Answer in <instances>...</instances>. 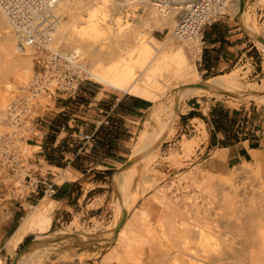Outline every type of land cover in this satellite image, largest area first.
<instances>
[{"label": "bare ground", "instance_id": "obj_1", "mask_svg": "<svg viewBox=\"0 0 264 264\" xmlns=\"http://www.w3.org/2000/svg\"><path fill=\"white\" fill-rule=\"evenodd\" d=\"M241 1L230 0L226 10L232 9L239 15V22L246 29L247 35L264 52V38H261L262 42L256 40L260 38L258 32L256 33L258 30L250 24L248 11H244L246 0L243 9L240 6ZM261 1L264 3V0ZM55 12L58 19L50 42L54 50L58 51L55 45L65 46L77 58L90 61L91 66L88 68L83 61H78L89 78L101 85L152 103L148 119L143 122L133 140L130 159L142 155L140 162L150 161L155 158L154 155H158L160 143L170 140L175 134L174 121L178 105L182 101L207 95L223 98L226 96L231 99L232 104L249 99L264 103V79L259 85H242L237 74L230 72L209 79L205 83L208 89L193 86L198 84L196 80L199 73L195 65L189 63L185 51L177 42L187 44L190 48L195 46L194 51L192 50L194 57L199 56L200 44L193 38L190 41H181L175 37L173 30L179 18L176 13L159 14L146 0H58ZM65 14L70 17L68 21L63 19ZM8 26L11 29L6 14L0 8V30ZM167 28L169 33L162 40L151 33ZM11 32L13 33L12 29ZM0 58L4 60L6 68L12 72L15 80L23 82L31 78L32 52L29 49L19 50L15 34H8L0 39ZM173 81L181 82L180 86L176 87L178 91L164 99L167 97L166 93L173 89ZM4 84L6 89L12 85L7 79ZM2 95L0 94V127L5 130L3 118L6 99ZM201 126L203 137L196 140H180V152L170 153L167 159L180 166L181 158L192 155L207 135L203 122ZM23 151H26L24 145ZM143 152L146 153L145 157L141 154ZM252 156L254 163L264 161V150L255 152ZM215 158L221 161L224 156L218 153ZM136 163L114 177L120 202L117 223L123 212L127 213L131 203H135L136 195L128 193L135 175L132 169ZM69 177L59 176L55 180L61 184L64 178ZM193 185L201 189V192L204 190L205 194V190L208 191L212 183L193 182ZM164 197L163 195L161 198ZM243 197L246 202L241 201L238 207L229 194H223L218 208H215L217 211L220 209L219 212H210L203 207L201 212L195 204L186 205L183 210L178 202L173 203L172 210L169 209L173 214L172 224L170 228L166 223L161 224L159 231L162 239L170 240L172 264H264V193L256 195L251 190L249 196ZM54 202L51 199L45 202L43 198L37 205L30 207V211L5 243L8 252L15 251L29 235L35 234L34 241H39L48 234L53 221ZM79 238L81 241H87L88 236ZM161 243L160 247L164 246ZM46 251L33 244L16 264H38L41 260L38 255ZM161 251L160 254L164 253L165 248ZM0 264H3L1 258Z\"/></svg>", "mask_w": 264, "mask_h": 264}, {"label": "rangeland", "instance_id": "obj_2", "mask_svg": "<svg viewBox=\"0 0 264 264\" xmlns=\"http://www.w3.org/2000/svg\"><path fill=\"white\" fill-rule=\"evenodd\" d=\"M244 8V11H248L247 14L249 17H251L250 24L255 26L256 28H254L258 30L256 31V33L258 32L257 35L260 38H264V3H262L261 0H246ZM238 17L239 15L235 14L231 9L226 10V16L221 20L231 19L232 21L236 22L237 19L239 20ZM69 18L70 17L65 14L63 19L68 21ZM241 20H243V17H241ZM242 30L244 32V36L242 38L244 40L243 50L238 52L237 57L230 66L224 68L222 71H214L212 73H203V67L199 66L201 45H199V56L194 57V50L192 47L190 48L187 44L183 45V43L180 41L177 42V44L182 47L183 51H185L184 53L187 56L189 63L195 65L199 73V78L196 80L197 83L205 84L214 76L234 72L237 74L239 82L242 85L261 84L262 79H264V52H262L256 43H254L253 39L247 35V31L243 26H241V31ZM151 33L153 36L159 35L158 39L162 40L169 33V28L164 29L163 31L154 30ZM8 34L14 35V33L11 32L9 26L0 30V39ZM55 46L58 47V51L61 53H70V51H68L69 49L63 45ZM77 61H80V63L83 61V64L87 68L91 66L90 61L87 59H80L79 57L77 58ZM32 76L33 67L30 74V79L27 78V81L25 80L23 82L15 80L13 78L12 72L6 68L4 60L0 58V94H3L2 96H4L6 99V106L8 102L16 97V95L20 94L21 87L25 86L26 83L28 84L31 81ZM5 79L12 83L9 89H6L5 87ZM89 81L107 91H113L119 95H129L114 88L101 85L91 78H89ZM180 84L181 82L177 81L171 82L173 89L166 93L165 96L167 97H164V99L168 98L172 93L178 91V88L176 87L177 85L180 86ZM4 93L7 94L5 95ZM230 101L231 99H228L226 96L223 98L206 95L198 98H190L179 103L177 117L174 121V136L170 140L162 141L160 143L158 147V155H154L155 158L153 160L141 162L137 161L136 166H134L132 169L135 172V175L129 187L128 194L131 193L136 195L135 203H131L127 209L128 211H126V220L118 232V237V234L115 233V229L119 223V221L117 223V215L120 208V202L118 200L119 193L117 187H115L113 178L116 176L117 170H119L121 166L127 161L131 160L130 154L133 140L135 139L136 134L142 128L141 126L143 122L146 120V118L148 119L149 110L144 112L142 117L135 123H126L130 125V127L123 126L125 132L120 137L121 141L118 143V147L115 149L117 161L113 165L114 169L111 171V174L106 175V177L100 179V181L97 180L95 183L92 181L95 179V176H92V178L89 179L83 177L80 181L82 183L87 182V184L84 185L85 190L92 188V191L89 194H85L84 198L81 199L76 205L72 203L71 209L67 212L61 210V208H59V204L54 202L52 225L48 234H46L41 240H45L46 237L47 239H53L59 235L62 236L69 233L77 234L79 236L87 235L88 238L91 237L94 239L104 238V241L98 242V252L94 253V255L98 256L97 261L99 264H172V253L170 250L171 245H169L171 244L169 242L170 240L168 238L166 240L162 239V237H160L159 231L160 225L163 223H166V226L170 228L173 220V214L171 212L173 203L178 202L181 206V209L183 210H185L186 205L191 206L192 204H195L200 208L199 211L208 209L210 212H219L220 209L217 211L215 208H218L223 194H229L234 203H236L235 205L240 207L241 201L246 202V199L243 197V195L249 196L251 190H253L256 195H260L261 192L264 193V161L254 163L255 161L252 160L249 163L231 168L225 173L214 174L208 172L203 165H200L202 160L205 158V152L199 153V151H196L197 148H195L194 152L189 157L181 158L180 166L175 165L173 162L167 159L170 153L180 152V140H196L203 137V129L201 126V122L203 121L198 118H194L192 121H190L189 113L191 112L197 113L201 116L200 118H206L208 107L212 104L221 103L222 105H226L230 109H235L241 113H244L245 111H251L253 108L257 109V112L255 111V117L257 116V119L261 114L264 115V105H262L264 103L262 102L249 99L232 104ZM49 102L50 98L47 95L40 94L35 97L31 106L32 118H34V120L37 119L36 117L38 116L39 110L44 109L49 104ZM192 102L194 105H191ZM262 120H264V118H262ZM67 125V129H69L72 134L73 129H75V125H78L79 128L82 126V130L84 132H90L89 130H92L91 127L94 124L86 120L83 125H80L76 122H71ZM2 130L4 129L0 127V131ZM30 130H33V125L31 126ZM30 135L31 132L29 136ZM29 136H27V138ZM74 139L75 138H70V142L67 144L70 150H78V148L83 146V143L78 144V142ZM24 148L26 150L24 151V158L27 160L25 161L24 169L31 172L32 181H43L45 177V165H43L41 170L42 174L37 176V173H39L38 168L35 165H30L31 161L29 157L32 156V151L26 146V144H24ZM87 148V145L84 146L83 151ZM141 154L144 155L143 157L146 155L145 152ZM50 171L53 174L49 175L48 177L52 179L53 183L56 184L55 179H57L56 177L61 173V170H55L52 168ZM24 175L25 174L22 172L15 175L12 173H3L1 175L0 222L3 218L1 208L6 202L16 203V206L21 207V214L23 218L30 211V207L37 205L41 199L45 198V202H48L50 199L52 200V197L44 195L43 193L38 201H34V203H27L29 196L35 194L31 192L32 188L28 187L29 179H24ZM208 181L212 183V186L208 189V191H206L207 189L205 190V194L203 192L204 190L201 192V189L199 190L196 185H193V182L200 183ZM125 193L127 194V191ZM163 195L165 197L162 199L161 197ZM258 200L259 199H257V201ZM262 201H264V199H262ZM210 202L215 204L209 205L208 203ZM20 204H22V206H20ZM201 207L204 209H201ZM87 231L89 232L87 233ZM35 238V234L29 235L13 252H8L6 246L0 244V258L3 261V264H12L16 254L22 249V247ZM163 241L166 242L163 243ZM70 243V245H74L73 242ZM160 243L164 245L161 247L165 248V252L162 254L160 253L164 250L161 251L162 248L160 247ZM60 245H62L60 242H55L39 247L43 248L44 251H47L44 252L45 255H38L42 260H40L38 264L51 263V259L57 255ZM68 254L69 253H65L64 256L60 257V259H68L70 256V254ZM88 256H90V254L83 253L80 254L78 258L80 261H82Z\"/></svg>", "mask_w": 264, "mask_h": 264}, {"label": "crops", "instance_id": "obj_3", "mask_svg": "<svg viewBox=\"0 0 264 264\" xmlns=\"http://www.w3.org/2000/svg\"><path fill=\"white\" fill-rule=\"evenodd\" d=\"M243 36L244 32L243 30L241 31V24L238 19L236 22L231 19L220 20L204 27L199 59V66L203 67V73L222 71L230 66L237 57L238 52L243 50ZM155 37L159 38V35ZM76 96L86 99L87 102L78 99L73 101ZM126 96L125 94L119 95L100 87L96 88L87 83H81L75 97H70L71 99L60 91H56L50 97L49 104L44 109L39 110L37 119L32 124L31 135L26 141V146L32 151V156L29 157L30 165H35L39 170L37 176L42 174L41 170L43 165H45V177L43 180L45 185H40L38 194L29 196L27 203L38 201L36 196H42L43 190L45 189L46 191L51 186L53 193L50 197L59 204L61 210L67 212L71 209L72 203L76 205L84 198L85 194H89L92 191V188L85 190L84 185L87 182L82 183L80 181L83 177L89 179L95 176L94 173L96 172L103 173L114 169L113 165L116 163L117 158L111 152L97 157L95 154L89 153L91 147L84 151L82 147L75 152L67 150L69 149L67 144L70 142V138H75V131L73 130L71 134L70 130L65 129V126H60V119L63 120V117L67 118L70 115L68 124L76 122L80 125H83L88 120V122L94 124L91 129L96 131L102 124L101 122L107 117H113L117 107H120L118 116L123 120L125 127H130L126 123H135L139 120L142 114L149 110L152 103L137 97V100H131ZM191 105H194V103L192 102ZM213 105L208 107V112ZM224 106L229 108L226 105ZM72 109H74L73 114L70 112ZM190 109L193 110L192 108ZM235 111L238 113L237 110ZM255 111L257 112V109L254 108L251 111H245L240 115V117L245 116L244 120L238 117L234 126L227 122L226 127H229L227 131L218 132L205 122V119H208V112L206 118H200L201 116L189 117L190 121L198 118L205 124L207 135L196 149L199 153L205 152V158L200 165H203L210 173H225L231 168L251 162L253 160L252 155L255 152L264 150V120H262L264 115L261 114L257 119V116H254ZM75 128H79V126L75 125ZM79 129L82 130V126ZM78 144L82 143L78 142ZM50 149H56L57 152L54 155L64 165L63 168L49 164L47 155L51 154ZM95 149H97L96 144L94 146ZM82 153L89 154L90 162L75 168L72 162L78 154ZM218 153L223 154V160L218 161L215 158ZM94 160H98V162L94 163ZM52 168L61 170L57 177H66L67 175L70 177L64 178L61 184L57 182L55 184L48 177L53 174L50 171ZM92 181L94 183L97 182L95 179ZM1 209L3 218L0 222V244L5 245L6 240L14 233L22 219V209L16 206V203L10 202H6ZM67 235H70V233ZM77 236L78 239L68 237L59 241L62 245L59 246L58 253L54 256L57 259L53 257L49 264H99L97 261L98 256L94 255V253L98 252V242L84 243L79 238L81 236ZM88 239L94 238L89 237ZM70 242H73L74 245H70ZM65 253H69L71 257L69 256L66 260L60 259ZM83 253L90 254V256L80 261L78 256Z\"/></svg>", "mask_w": 264, "mask_h": 264}, {"label": "built area", "instance_id": "obj_4", "mask_svg": "<svg viewBox=\"0 0 264 264\" xmlns=\"http://www.w3.org/2000/svg\"><path fill=\"white\" fill-rule=\"evenodd\" d=\"M159 14L176 13L177 26L173 33L179 40L192 38L202 46L204 27L220 21L226 16V5L230 0H146ZM58 0H0V8L6 14L13 33L17 36L19 50L32 52L33 76L29 84L21 87L6 106L0 132V177L3 173H24L28 178L31 192L38 194L39 184L44 181H32L31 172L24 169L23 145L31 132L32 103L37 95L49 98L60 91L68 97H75L79 85L89 81L88 75L80 67L77 56L61 53L52 48V33L56 25ZM194 48L195 46H191ZM37 118V117H36ZM107 124L106 118L101 122ZM75 138L90 148L94 143L93 133L82 130ZM44 195L51 196L52 187Z\"/></svg>", "mask_w": 264, "mask_h": 264}, {"label": "trees", "instance_id": "obj_5", "mask_svg": "<svg viewBox=\"0 0 264 264\" xmlns=\"http://www.w3.org/2000/svg\"><path fill=\"white\" fill-rule=\"evenodd\" d=\"M83 83H87L92 85L93 87H98L97 85L91 83V81H85ZM80 86V85H79ZM101 88V87H100ZM129 97L131 100H137L136 97L133 96H126ZM69 99H71L69 97ZM82 100L86 101L84 98H80L76 96V100ZM119 106V105H118ZM120 107H117V111L114 112V116L110 118H106L107 124L102 123L96 131H90V132H84L87 134L93 133V138H94V143L92 144L90 148V152L92 154H95V156H104L107 152L113 154V156L116 157L115 155V149L118 147V143H120L121 139L120 137L122 134L125 132V129L123 128V120L118 116ZM71 114L74 113V109L70 110ZM242 113L238 112L236 113L235 110H230L229 108H226L224 105L221 103H216L213 106L209 108L208 112V119H205V122L208 123L210 126L213 127L215 131H227L229 127H226L227 122H230L233 126L236 123V119L240 117ZM194 116H200L197 113L191 112L189 113V117H194ZM255 116V114H254ZM241 120L245 119V116L240 117ZM70 120V115L67 118L63 117V120L60 119V126H65V129L68 128V121ZM69 130V129H67ZM75 133L80 130L79 128L73 129ZM77 142L82 143L81 141L77 140L76 138L74 139ZM95 144L97 145V149L94 150ZM68 147V146H67ZM79 149V148H78ZM66 150V149H65ZM70 150V149H67ZM66 150V151H67ZM77 149L71 150V152H75ZM49 155H47V161L51 165H55L58 167L63 168V164L59 161V159L54 155L56 153V149H50ZM89 154H78L74 161L72 162L73 166L75 168H79L80 165H84L85 163H89ZM98 162V160H94V163ZM95 174V180L100 181V179H103L106 175L111 174V170L104 171L103 173H94ZM41 197V195L38 197V199Z\"/></svg>", "mask_w": 264, "mask_h": 264}, {"label": "water", "instance_id": "obj_6", "mask_svg": "<svg viewBox=\"0 0 264 264\" xmlns=\"http://www.w3.org/2000/svg\"><path fill=\"white\" fill-rule=\"evenodd\" d=\"M244 1L245 0H242L241 1V9H243V4H244ZM256 40L258 41H261L262 42V39L261 38H256ZM194 87H199V88H203V89H208L209 87L205 84H200L198 83L197 85H193ZM210 90V89H209ZM141 156L142 155H138L136 157H134L133 159L127 161L124 165L121 166V168L119 170H117L116 172V175L117 173L121 172L123 169L133 165L134 163H136L137 161H139L141 159ZM114 180V178H113ZM125 219H126V214L125 212H123L122 214V217L115 229V233L117 234L118 231L120 230L121 226L123 225V223L125 222ZM68 237H71V238H75V239H78V236L76 234H70V235H62V236H58L56 238H53V239H45V240H39V241H34V239L29 242L28 244H26L25 246L22 247V249L16 254L12 264H16V262L18 261V259L21 257L22 254L24 253H27L30 248L33 247V244H35V246L37 247H40V246H45L46 244H50V243H55V242H59L63 239H66ZM101 241H104L103 239H87V241H84V243H90V242H101Z\"/></svg>", "mask_w": 264, "mask_h": 264}]
</instances>
